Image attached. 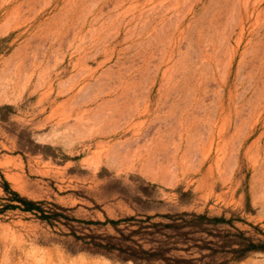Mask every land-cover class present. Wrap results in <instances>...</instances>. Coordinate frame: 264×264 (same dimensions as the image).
Segmentation results:
<instances>
[{"label": "rangeland", "instance_id": "obj_1", "mask_svg": "<svg viewBox=\"0 0 264 264\" xmlns=\"http://www.w3.org/2000/svg\"><path fill=\"white\" fill-rule=\"evenodd\" d=\"M182 210L264 238V0H0V264H136L90 240Z\"/></svg>", "mask_w": 264, "mask_h": 264}, {"label": "trees", "instance_id": "obj_2", "mask_svg": "<svg viewBox=\"0 0 264 264\" xmlns=\"http://www.w3.org/2000/svg\"><path fill=\"white\" fill-rule=\"evenodd\" d=\"M4 188L12 193L11 199L24 203L23 206L15 203L6 205L46 213L39 200L11 189L7 180ZM155 216L171 220H153ZM120 219H112V222L117 225ZM124 219L128 221L124 227L115 226L117 234L104 235L105 241L90 240L96 251L116 252L122 259H132L136 264H154L157 260L161 264H232L251 251L264 249V238L247 234L246 229L223 214L182 210L144 214L142 217L131 215ZM226 222L230 227L222 226ZM174 251L182 252L176 254Z\"/></svg>", "mask_w": 264, "mask_h": 264}]
</instances>
